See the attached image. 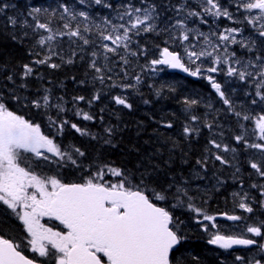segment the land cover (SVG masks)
I'll return each instance as SVG.
<instances>
[{
    "label": "trees",
    "instance_id": "16d2710c",
    "mask_svg": "<svg viewBox=\"0 0 264 264\" xmlns=\"http://www.w3.org/2000/svg\"><path fill=\"white\" fill-rule=\"evenodd\" d=\"M129 4L147 6L141 0H101L100 4L90 0L87 6H83L81 0H0V8L3 9L0 11V102L17 115L39 124L44 133L52 128L60 136L55 138V143L71 152L80 165L76 169H68L69 166L61 169L68 173L66 183L83 182L89 171L95 172L98 166L108 165L122 170L133 185L143 181L150 196L152 190L174 193L177 187L186 189L193 205L210 215L227 211L225 204L230 202L238 184L248 189L251 198L262 205L264 177L244 160L245 156L255 153L246 151L248 147L244 141L238 143L235 139L243 134L249 143L258 141V133L253 132L254 119H242L243 115L255 118L264 114L263 102L254 99V87L238 77L229 76L227 79L224 71L220 75H211L230 101L229 108L206 78L183 79L158 66L156 71H151V60L158 59L164 47L179 51V41L172 39L170 26L175 20V7L180 4L178 0H148V4L156 6L158 34L142 32L138 36L133 35L128 52L119 49L120 55L105 53L102 45H112L102 39V33L107 34L108 30L106 25H101L106 19L117 20ZM64 7L72 15L65 13ZM80 12H84L88 19L81 17ZM9 18L16 20L15 26ZM37 23L47 24L52 32L36 28ZM65 24L71 30L78 27L81 36L89 43L85 45L79 37L68 36L69 29L64 27ZM165 28L170 31H159ZM48 35H53L54 39L41 46L39 40ZM49 48L52 53L48 63L36 64V60L50 55ZM131 51L137 55L129 54ZM237 53L239 56L246 54L244 50ZM256 54L262 53L258 50ZM121 56H126L128 62L125 63ZM70 58L73 60L71 64L67 63ZM94 59L98 66L105 68L103 84L95 78L98 74L90 66ZM51 63L59 67H50ZM25 65L33 69L27 77L24 75ZM136 76L140 77L138 83ZM128 85L131 87H125ZM44 95L50 96L53 106L33 111L32 102ZM96 95L99 99H93ZM80 96L84 97L83 101L74 99ZM115 96L126 98L132 108L116 104ZM185 101L196 103L190 105ZM56 104L64 110L59 111ZM80 110L94 119L84 120L82 115H77ZM235 113L241 116L237 117ZM193 116L197 117L195 121ZM49 117L56 121V125L50 123ZM63 121L68 123L58 131L57 125ZM168 123L171 128L165 126ZM71 124H76L87 134L81 135ZM185 126L195 130L192 135L184 133ZM107 128L112 129L110 136L105 131ZM106 140L111 143H106ZM212 141L227 146L229 152L215 148ZM74 148H79L85 155L77 157ZM232 152L236 153L231 155ZM217 154L227 163L217 161ZM253 157L258 159L252 162L264 169V159H259L264 155ZM230 158L238 165L237 175L233 163L228 162ZM119 179L105 176L106 181ZM207 192L209 194L206 195ZM205 195L210 202H219V206L209 204ZM168 200L155 202L166 208ZM257 211V216L250 220L264 226V208ZM179 218L176 217L177 222ZM0 229L9 235L17 233L1 217ZM182 238V245L172 256L173 264L240 263L235 261L234 255L218 257L200 235L189 232ZM237 254L245 259L252 253L238 251Z\"/></svg>",
    "mask_w": 264,
    "mask_h": 264
},
{
    "label": "snow or ice",
    "instance_id": "6c2138e0",
    "mask_svg": "<svg viewBox=\"0 0 264 264\" xmlns=\"http://www.w3.org/2000/svg\"><path fill=\"white\" fill-rule=\"evenodd\" d=\"M81 2L83 3L84 0ZM141 2L147 6L134 7L129 4L123 15L119 17L123 20L127 16L126 23L112 25L110 32L102 33V39L109 41L112 45H102L105 53L120 55L119 49L121 48L128 52L133 35L138 36L142 32H157L158 34V25L155 23L159 18L156 6L148 4V0H141ZM95 3L100 4L101 0H95ZM200 7L201 11L188 8L187 0H184L183 3L175 7V11L177 14L185 12L186 19L195 17L201 23H207L206 16L233 20V14L222 8L219 0H202ZM237 8L243 9L248 24L256 29L260 37H264V0H239ZM2 10L0 8V11ZM34 11L39 12L40 10L34 9ZM64 12L72 15L67 7H64ZM79 15L85 20L88 19L84 12H80ZM9 19L10 23L15 26L16 20ZM186 19L177 20L172 26L180 32L179 36L173 34L172 39L187 42L190 39V33H194L193 39L197 41L200 37H204V46L200 50H197L195 43H192L190 47L185 46V55L188 61L195 64L196 67H188L180 53L164 47L160 51L159 58L151 60L150 63L153 66L151 71H156V66L163 65L198 77L202 74V66L199 62L210 57L211 66L204 70L207 73H217L220 71L222 63L221 57L217 53L222 46L225 52H227L228 46L238 43L249 51L254 49V45L245 43L244 40H237V36L241 34L240 29L225 28L223 33L217 37L220 43H214L203 32L189 28ZM105 24H111V21L105 20ZM35 27L49 33L52 32V29L45 23H37ZM64 27L69 29L66 33L68 36L79 37L85 45L89 43L88 39L81 36L78 27L75 30H71L68 24H65ZM85 31L88 29L85 28ZM159 31H170V29H159ZM53 39V35H48L41 38L39 44L44 46ZM49 53V56L42 60H36L35 63H48L51 59V48H49ZM129 54L137 55L135 51H131ZM92 55L95 57L96 53L93 52ZM234 56L233 52L223 60V63L227 65V75L237 76L241 81L252 77L257 82L256 95L264 101V93L260 91V89H264V57L259 55L256 57V61L259 63L249 60L243 67H234L229 63ZM121 59L125 63L128 62L126 56H121ZM72 62L71 58L67 60L69 64ZM235 63L240 65L241 62L236 60ZM49 66L59 67L55 63H51ZM90 66L98 74L95 78L103 84L105 76L102 73L105 68L98 66L95 59ZM24 69L25 77L33 71L32 67L28 65H25ZM249 69L255 71H249ZM108 79L111 77L109 76ZM135 79L137 83L140 81L139 76H136ZM206 79L219 94L223 103L231 108L230 101L221 90V85L211 75H208ZM125 87H131V85ZM74 99L83 101L84 97L80 96ZM93 99H99V95ZM114 100L118 105H123L128 109L132 108L126 98L115 96ZM32 103L38 109L41 107L48 109L53 106L49 95H44ZM185 103L191 105L196 101H185ZM253 103L256 101L253 100ZM55 107L59 111L64 110L60 104H56ZM77 115H82V118L88 121L94 119L82 110L78 111ZM235 115L241 116L240 113H235ZM196 119L197 117H192L193 121ZM242 119L244 121L254 119L253 132L254 134L258 133L256 139L261 142L249 143L243 134L236 136V141L238 143L244 141L247 147L257 149L264 154V114L255 118L243 115ZM49 121L56 125V121L51 117H49ZM66 123L68 122L63 121L57 125V130L62 131ZM165 126L172 127L170 123ZM71 127L81 135L87 134L76 124H71ZM105 131L109 136L112 134L111 128H107ZM193 131L195 130L188 126L184 128L186 135H192ZM93 138L95 139V137ZM105 142L111 143L110 140ZM211 143L217 149H222L224 152L229 151L227 146H222L215 141ZM74 152L77 157L85 155L79 148H74ZM51 157L57 158L53 162L70 163L80 167L77 158H74L71 152L62 150L53 138L46 136L41 131L39 124L17 115L9 110L4 103H0V205L6 206V210H10V215L20 223L22 231L25 233L20 242L0 235V264H44V261L25 255L21 243H24L25 248L36 256L45 258V260L51 259L54 264H173L171 254L173 249L180 244L182 237L178 234V225L172 213L167 208L159 206L155 201L163 202L171 196L176 201L171 207H178L184 204L186 197L189 201L186 205L189 210L202 216L204 221L214 222L216 219L190 203L192 198L188 196L186 189L177 187L174 193H170L168 190L159 192L152 190L150 196L147 185H143V181L133 185L119 168L108 165L98 166L95 172L89 171L88 177L83 182L65 183L57 175L38 173L32 167L34 159L47 161ZM215 159L222 164L227 163L218 154L215 155ZM197 163L202 162L197 161ZM250 166L264 177V169L258 163L252 162ZM106 175L120 179L116 182L106 181ZM246 198L245 196L244 199ZM239 208L248 213L253 211V208L243 200L239 203ZM224 215L231 221L241 219L238 215ZM46 221L58 222L62 228H54ZM212 227H216L215 223H212ZM204 231H208V226H204ZM247 232L255 237L264 236V232L258 226L247 227ZM208 243L227 250L234 245L252 246L257 244V241L215 233ZM259 247L264 251V244H260ZM237 259L242 258L237 257ZM254 264H261V262L255 260Z\"/></svg>",
    "mask_w": 264,
    "mask_h": 264
},
{
    "label": "rangeland",
    "instance_id": "374dc122",
    "mask_svg": "<svg viewBox=\"0 0 264 264\" xmlns=\"http://www.w3.org/2000/svg\"><path fill=\"white\" fill-rule=\"evenodd\" d=\"M178 2L181 4V3L184 2V0H178ZM238 2H239V0H219V3L221 5V7L224 8V9H227L230 13L233 14V20H229V19L224 18V17L214 18L212 16H206L205 19L207 20V23H201L200 20L195 18V17L186 19V13L185 12H181L179 14H177V12H175V20L172 22V25H170V26L172 27L177 20H185L186 19V23H187L189 28L195 29L196 31H199V32H203L205 34V36L209 37L211 39V41L214 42V43H220L218 41L217 37H218L219 34L223 33L225 28H237V29L241 30V34L239 36H237V40H244L245 43L249 42L251 45L253 43L260 42V41L262 43L264 41V37H260L258 35V32L256 31V29H254L251 25L248 24L247 19H246V14L243 11V9L242 8H240V9L237 8V3ZM201 3H202V0H187V7L191 8V9H195L196 11H201V7H200ZM89 4H90V0H84L83 6H87ZM143 7H146V6H143ZM74 11H76V10L74 9ZM127 20H128L127 16H125L123 20H121L120 18H118L117 20H113V21H111V24H105L104 23L105 20H104L103 25H101V26H105L106 25V29L108 30L107 32H110L112 25H119L121 23H126ZM172 29H173L172 35L173 34H175L176 36L180 35V32L176 28L172 27ZM193 36H194V33H190V39L187 42H181L180 40L177 39L179 41V43H178L179 44V48L178 49H179L180 54L182 55V59H184V61L187 64V66L190 67V68H195L196 65L192 64V63H190L188 61V59H187V57L185 55V46L187 45V46L190 47V45L192 43H195L197 45V50H200V48L204 46V37H200V39L197 41V40L193 39ZM234 46L241 47V45L239 43L236 44V45H230L228 47H234ZM121 49H123V48H121ZM223 53H225V52H224V48L222 46L220 51L217 53L221 57L222 63L220 64V66H222V67L223 66H227V65H225L223 63V60L225 59V56H224ZM236 60H239L241 62L240 65H237L235 63ZM236 60H231L229 63H231L234 67H237V66L238 67H243L248 62L247 60H241L239 58H237ZM253 62L259 63L256 60L253 61ZM199 63H201L202 71H203L205 68L211 66V58L210 57L209 58H205L202 61H200ZM249 71H255V70L254 69H249ZM219 73L220 72H218V74ZM226 77H229V76L227 75ZM234 77H237V76H234ZM245 81L247 83H249V84H253L254 86H257V82L252 77H247ZM175 202L176 201L173 200L172 197H171L168 200L166 206L170 210L176 211L178 213L181 212V211H188L189 210L187 208V206H186L187 203H189L188 200H184V204L183 205H180L178 207H171V205L173 203H175ZM7 211H10V210H7ZM195 215H196V217H199L200 220H202L203 226H205V225L208 226V231L207 232H212V230L214 231V228L212 227V223H215V222L204 221L203 217L198 216L197 214H195ZM10 221H11L12 225L17 230H21L22 231V226L20 225V223L17 220H15L14 217L11 216V220ZM46 223H48L50 225L49 221H46ZM223 226H224L223 224L218 223L215 228H222ZM203 229H204V227H203ZM22 233H23V231H22ZM23 234H24L23 235V237H24L25 233H23ZM23 247L25 248L24 243H23ZM25 249L27 250V252L29 254H31V255H33V256H35L37 258H40V257L36 256V254L30 252L27 248H25ZM263 257H264V251H263ZM51 261L52 260H49L48 263H50ZM254 261H255V259L253 257V259L250 261V264H254ZM263 261H264V259H263Z\"/></svg>",
    "mask_w": 264,
    "mask_h": 264
},
{
    "label": "flooded vegetation",
    "instance_id": "af4514ba",
    "mask_svg": "<svg viewBox=\"0 0 264 264\" xmlns=\"http://www.w3.org/2000/svg\"><path fill=\"white\" fill-rule=\"evenodd\" d=\"M0 217H1L3 220H5L6 223H9L12 227H14V226L12 225L11 221H10V220H11L10 211H7V210H6V207H5V206H2V205H0ZM14 228H15V227H14ZM15 229H16V228H15ZM0 230H2V229H0ZM2 231H4V230H2ZM16 231H17L16 236H17V235H22V231H21V230H17V229H16ZM3 234H6V233L0 231V235H3ZM17 237L20 238V236H17Z\"/></svg>",
    "mask_w": 264,
    "mask_h": 264
},
{
    "label": "water",
    "instance_id": "95a60500",
    "mask_svg": "<svg viewBox=\"0 0 264 264\" xmlns=\"http://www.w3.org/2000/svg\"><path fill=\"white\" fill-rule=\"evenodd\" d=\"M163 66V65H161ZM165 68H167L166 66H163ZM170 72L172 73H178V74H186L185 72H183L182 70L180 69H171V68H168ZM246 246H241V245H234L232 248H245ZM174 250V249H173Z\"/></svg>",
    "mask_w": 264,
    "mask_h": 264
}]
</instances>
